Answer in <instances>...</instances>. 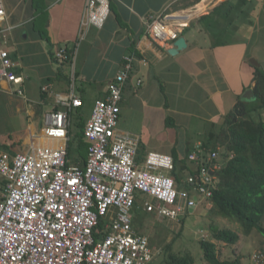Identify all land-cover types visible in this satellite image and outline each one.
Segmentation results:
<instances>
[{"label": "crops", "instance_id": "obj_1", "mask_svg": "<svg viewBox=\"0 0 264 264\" xmlns=\"http://www.w3.org/2000/svg\"><path fill=\"white\" fill-rule=\"evenodd\" d=\"M42 1L38 10L32 0H2L7 17L0 24L5 30L0 43L22 78L19 83L0 79V110L8 121H20L16 132L0 125L2 152L55 144L44 136L45 114L61 108L60 98L72 93L83 100L74 113L86 126L92 114L82 111L94 109L96 100L107 95L110 82L132 57L119 129L139 140L140 167L153 151L186 157L199 144L217 141L220 121L239 101H249L244 94L254 91V73L264 68V0H110L104 27L86 29L88 0ZM163 15L177 36L187 39L177 55L168 52L175 40L163 46L148 35L149 23ZM60 49L68 53L62 61ZM217 242L224 257L240 246ZM241 256L243 264L251 263L250 256Z\"/></svg>", "mask_w": 264, "mask_h": 264}, {"label": "built area", "instance_id": "obj_2", "mask_svg": "<svg viewBox=\"0 0 264 264\" xmlns=\"http://www.w3.org/2000/svg\"><path fill=\"white\" fill-rule=\"evenodd\" d=\"M111 12L110 0H88L83 27H104ZM6 17L0 0V24ZM4 31L0 28V36ZM147 32L163 46L177 38L167 15L155 17ZM57 56L62 61L68 53L60 49ZM0 65V79L22 81L9 49L1 43ZM133 71L129 57L110 82L107 95L96 100L85 127L90 146L84 167L69 158L72 115L83 105L74 93L60 98L61 108L45 114L43 133L55 144L14 154L0 151V175L5 180L0 196V264H156L159 251L133 227L137 198L144 194L147 211L170 219L196 207L197 199L176 188L174 157L153 151L140 167L139 140L119 129L123 93ZM204 151L199 144L189 157L197 161ZM220 169L219 164H202L204 184L199 191L204 197L212 194ZM252 258L264 264L261 252Z\"/></svg>", "mask_w": 264, "mask_h": 264}, {"label": "trees", "instance_id": "obj_3", "mask_svg": "<svg viewBox=\"0 0 264 264\" xmlns=\"http://www.w3.org/2000/svg\"><path fill=\"white\" fill-rule=\"evenodd\" d=\"M32 2L41 10L42 0H39V3L37 0ZM250 2L252 0H247L248 4ZM254 74L255 99L248 102L239 101L236 108L220 121L221 128L217 141L201 144L205 151L200 159L192 160L189 157L191 151L186 157H174L175 167L172 174L175 177L176 188L181 192H187L190 199L195 198L198 201L196 207L187 208L176 219L182 224L181 228L184 225V214L195 213L203 204L210 202L222 218L241 226L244 234L258 231L264 242V68L258 67ZM78 116L79 120L76 123L79 129L69 142V158L84 167L90 142L85 138L84 121L81 115ZM214 151L217 152L216 157L209 159L208 156ZM203 163L209 166L221 165V169L216 173V183L211 188L212 194L208 197H204L199 191V187L204 184L200 175ZM191 175L194 177L193 181L189 180ZM0 186L4 188L5 181H2ZM143 196L144 194L140 195L136 200L134 207L136 212L144 202ZM202 213L205 214V211ZM137 218L139 216L136 220ZM165 219L171 221L168 217ZM104 224L105 220L102 219L99 227L104 228ZM137 224L143 226L140 221ZM207 228L210 230L211 239L201 240L203 257L200 264H243L242 256L237 253L234 258L224 257L223 250L217 242L239 244L242 233L229 226H220L215 221H211ZM175 240L176 238L166 244L158 241L161 247L157 248L161 250L159 249L157 254L156 264H196V258L191 251L179 253L174 250ZM162 243L165 245L162 246ZM152 247L157 250L156 246ZM261 253L264 256V250ZM250 259V264H256L253 258Z\"/></svg>", "mask_w": 264, "mask_h": 264}, {"label": "rangeland", "instance_id": "obj_4", "mask_svg": "<svg viewBox=\"0 0 264 264\" xmlns=\"http://www.w3.org/2000/svg\"><path fill=\"white\" fill-rule=\"evenodd\" d=\"M93 110L94 109L90 107L83 110L82 113L85 116H90L93 113ZM5 114L6 111L4 109H2V112L0 110V118H2L1 121L3 120V122H0V125H10L12 131L16 132L17 127H20V121H17L15 123L14 121H12V117H9V120L11 121H8V118L5 117ZM77 116L78 114L74 113L72 126L73 133H76V131L79 129V126L76 123ZM2 181L4 182L5 180L0 175V184ZM3 189L4 188L0 186V196L3 193ZM142 199L145 201L148 198H145L143 196ZM141 210H144V212H141ZM145 211H147L146 204L144 207H140L137 212L134 211V230L137 233H143L148 236L150 238L151 244L154 247L156 246L155 248L161 247L158 241L166 244L176 238L174 250L179 253L191 251L196 258V264H200L203 257V246L201 244V240L211 239L210 230L209 228H207L211 221H215V223L219 224L220 226L232 227L233 229L239 230L242 233L241 242L239 243L240 246L238 247V251H236L237 254H245L246 256H250V258H252L254 253L264 250L263 236L258 231H254L252 234L248 235L244 234V232H242V229L240 228L241 226L239 227L226 218H222L216 211V208H213V204L210 202L203 204L195 213L193 212L184 214L183 216L185 217V219L183 228H181L182 224L179 223L176 219H171V221H169L164 217L157 215L153 210L150 211L151 213H148L149 211ZM202 211H205V214H203ZM138 216L139 218H137V220H139L143 224V226L137 224V222L139 221L136 220V217ZM165 244H163L162 246H164ZM159 249L161 250V248ZM159 249L157 248L158 251ZM230 255H232L231 258H234L236 256L233 251H231Z\"/></svg>", "mask_w": 264, "mask_h": 264}, {"label": "water", "instance_id": "obj_5", "mask_svg": "<svg viewBox=\"0 0 264 264\" xmlns=\"http://www.w3.org/2000/svg\"><path fill=\"white\" fill-rule=\"evenodd\" d=\"M188 46L187 39L185 38L184 35H179L177 36V39H175L174 45L172 48L168 50V52L171 55H177L180 51L184 50ZM254 62V61H253ZM258 62V61H257ZM255 97L253 89H248L245 94L244 98L246 99H251Z\"/></svg>", "mask_w": 264, "mask_h": 264}, {"label": "bare ground", "instance_id": "obj_6", "mask_svg": "<svg viewBox=\"0 0 264 264\" xmlns=\"http://www.w3.org/2000/svg\"><path fill=\"white\" fill-rule=\"evenodd\" d=\"M247 99V98H246ZM250 100V99H249Z\"/></svg>", "mask_w": 264, "mask_h": 264}]
</instances>
